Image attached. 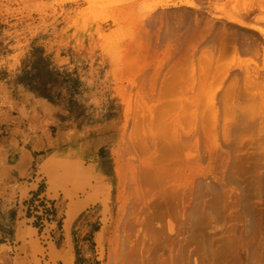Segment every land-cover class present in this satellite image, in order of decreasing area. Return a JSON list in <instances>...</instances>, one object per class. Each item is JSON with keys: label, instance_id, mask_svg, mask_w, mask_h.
I'll use <instances>...</instances> for the list:
<instances>
[{"label": "rangeland", "instance_id": "374dc122", "mask_svg": "<svg viewBox=\"0 0 264 264\" xmlns=\"http://www.w3.org/2000/svg\"><path fill=\"white\" fill-rule=\"evenodd\" d=\"M259 3L0 0V264H264Z\"/></svg>", "mask_w": 264, "mask_h": 264}, {"label": "bare ground", "instance_id": "6f19581e", "mask_svg": "<svg viewBox=\"0 0 264 264\" xmlns=\"http://www.w3.org/2000/svg\"><path fill=\"white\" fill-rule=\"evenodd\" d=\"M254 8H258L262 14L257 16V21L263 22L264 23V6H262L260 3L257 4V6H255ZM258 30V32L262 35H264V29L261 27H257L256 28ZM248 47V50L252 51L255 56L257 57H261L264 56V47L261 46L260 43H245L242 42L241 44V49L245 50V48ZM258 73L257 72H253L252 76L254 78H257ZM264 76V73H263ZM71 155H66V156H57L55 157V159L53 161H49L47 162V164H45L44 166V172L48 175L49 180H50V185H51V189L54 192H57L58 189L62 186L59 177L57 175V170L60 167L63 168H68L70 166V163L66 160L68 157H70ZM76 206V205H75ZM71 206L69 211H68V218L69 220H71L73 218V216L75 215V213L82 207V205H79L78 207L76 206ZM134 227V226H132ZM137 245L133 246L131 248L132 252H135L137 250Z\"/></svg>", "mask_w": 264, "mask_h": 264}]
</instances>
